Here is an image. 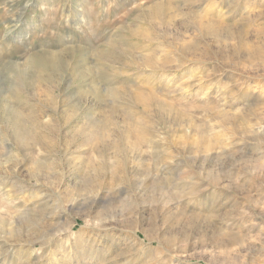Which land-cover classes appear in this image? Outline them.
I'll return each instance as SVG.
<instances>
[{"label":"rangeland","instance_id":"374dc122","mask_svg":"<svg viewBox=\"0 0 264 264\" xmlns=\"http://www.w3.org/2000/svg\"><path fill=\"white\" fill-rule=\"evenodd\" d=\"M239 22L263 46L264 0H0V264H264V146L216 141L264 92Z\"/></svg>","mask_w":264,"mask_h":264},{"label":"bare ground","instance_id":"6f19581e","mask_svg":"<svg viewBox=\"0 0 264 264\" xmlns=\"http://www.w3.org/2000/svg\"><path fill=\"white\" fill-rule=\"evenodd\" d=\"M236 11L238 12V9H236ZM237 14L239 15V13ZM241 16L242 15H240V17ZM230 34L235 40L234 45L232 46V58L234 62L233 64L235 66L245 63L252 65V62H254L255 59H261L262 61H264V43L263 46L258 44H249L250 39L248 40V38H246L245 34L247 33L246 31H244L242 23L239 22L238 24H235ZM241 50H243V53H241ZM237 70L235 71L238 72ZM255 78H257L258 80H264V74L262 73L261 75H258ZM258 84L259 82L257 83V85ZM232 96L235 97V99L241 98L242 100L241 105L239 106V112L233 113L232 116H230L229 118L223 108H219L217 111L218 122L221 128L218 130L219 132L217 134L216 141L220 152H225L226 150V142H224V128L227 122H232L234 126L240 129V132L242 133V140L245 137V139H252L256 144H258V146L259 144L264 146V92L259 89L255 90L254 88L248 86L245 87L243 90L235 86V89H233L232 92ZM261 103L262 105H260ZM236 143H238V140H233L231 144L235 145ZM224 154L226 153H221V155ZM220 168H222V166ZM217 231L219 232V230ZM220 231L222 230L220 229ZM148 239L151 238L148 237Z\"/></svg>","mask_w":264,"mask_h":264}]
</instances>
